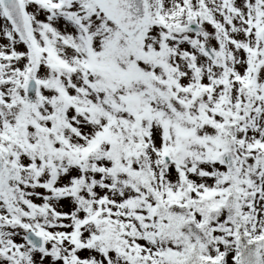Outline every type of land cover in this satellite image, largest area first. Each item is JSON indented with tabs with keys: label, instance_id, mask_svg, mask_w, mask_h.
<instances>
[{
	"label": "snow or ice",
	"instance_id": "1",
	"mask_svg": "<svg viewBox=\"0 0 264 264\" xmlns=\"http://www.w3.org/2000/svg\"><path fill=\"white\" fill-rule=\"evenodd\" d=\"M0 264H264V0H0Z\"/></svg>",
	"mask_w": 264,
	"mask_h": 264
}]
</instances>
